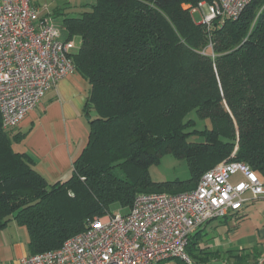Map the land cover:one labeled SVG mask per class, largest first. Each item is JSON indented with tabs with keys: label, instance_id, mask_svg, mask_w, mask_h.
Here are the masks:
<instances>
[{
	"label": "trees",
	"instance_id": "1",
	"mask_svg": "<svg viewBox=\"0 0 264 264\" xmlns=\"http://www.w3.org/2000/svg\"><path fill=\"white\" fill-rule=\"evenodd\" d=\"M200 2L95 0L63 20L66 41L81 38L70 58L90 86L89 140L70 177L51 183L38 172L0 115V230L12 221L24 227L30 256L61 248L114 205L129 212L141 194L194 191L236 149L235 161L264 184V0H252L238 21H214L210 32L183 8ZM198 121L207 125L196 129ZM166 154L188 161L189 180L150 179ZM196 236L182 264L208 255Z\"/></svg>",
	"mask_w": 264,
	"mask_h": 264
},
{
	"label": "built area",
	"instance_id": "2",
	"mask_svg": "<svg viewBox=\"0 0 264 264\" xmlns=\"http://www.w3.org/2000/svg\"><path fill=\"white\" fill-rule=\"evenodd\" d=\"M252 0H201L207 31L216 20L238 21ZM53 19L42 16L32 0H1L0 115L11 131L34 111L47 92L76 72L73 42L61 39ZM212 43L208 49H212ZM231 160L217 164L188 193L141 194L123 215L88 221L87 230L57 250L24 258L22 264H158L177 259L190 263V237L206 224L236 216L264 196V184L252 169ZM236 176L241 178L232 183ZM71 196H74L71 194Z\"/></svg>",
	"mask_w": 264,
	"mask_h": 264
},
{
	"label": "crops",
	"instance_id": "3",
	"mask_svg": "<svg viewBox=\"0 0 264 264\" xmlns=\"http://www.w3.org/2000/svg\"><path fill=\"white\" fill-rule=\"evenodd\" d=\"M79 4L78 0H32L42 16L52 19L54 14H75L87 6ZM73 44L72 51L76 48ZM89 88L88 82L74 72L47 92L39 106L12 130L13 135L20 134L23 138L14 144L15 150L32 158L35 169L51 183L70 177L75 161L88 144L90 127L84 108ZM196 235L208 255H199L194 262L238 264L237 259L242 256H255V264H264V196L245 206L236 216L206 224ZM28 256L29 234L12 221L0 230V264H22ZM158 264L182 263L170 259Z\"/></svg>",
	"mask_w": 264,
	"mask_h": 264
},
{
	"label": "rangeland",
	"instance_id": "4",
	"mask_svg": "<svg viewBox=\"0 0 264 264\" xmlns=\"http://www.w3.org/2000/svg\"><path fill=\"white\" fill-rule=\"evenodd\" d=\"M78 1L80 3L79 6L81 4L89 6V5L95 3V0H78ZM190 6H192V5L184 4L183 8L190 10L189 9ZM86 10L87 9H85V8L84 9L79 8V10H78L79 12H76L75 14H73V13L65 14V16H63L60 13L54 14L53 23L56 25V27H58L60 29V31L62 33V37H61L62 40H65V38H66V32L63 29L64 18L66 16L67 17H73V18L80 17L81 13H83ZM190 13H191V11H190ZM193 18L197 24H200L202 22L201 10H199L196 14H194ZM73 42L76 44V48L73 51H77V49L81 45V38L78 36L74 37ZM188 118L197 120L196 113L195 112L191 113ZM206 125H207L206 123L198 121V125H197L196 129L201 130ZM191 141L194 142V141H196V139L192 138ZM235 152H237V149L235 150ZM229 160H231V157L227 160L222 161V162H227ZM222 162H220V163H222ZM149 176H150V179L154 183L184 182V181H187L190 179L191 170H190L188 161L186 159H178L175 156H173L172 154H166L165 156H163L161 158V161L159 164L154 165L149 169ZM238 180H239V176H236L235 178L232 179V183L236 182ZM71 194H73V193H71ZM127 212H128V210L121 208L120 205H114L111 207V213L112 214L121 213V214L125 215Z\"/></svg>",
	"mask_w": 264,
	"mask_h": 264
}]
</instances>
